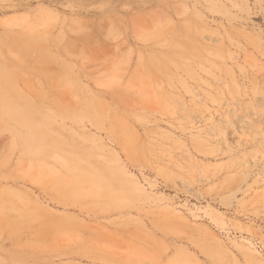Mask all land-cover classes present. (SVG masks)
<instances>
[{"label":"rangeland","instance_id":"374dc122","mask_svg":"<svg viewBox=\"0 0 264 264\" xmlns=\"http://www.w3.org/2000/svg\"><path fill=\"white\" fill-rule=\"evenodd\" d=\"M0 264H264V0H0Z\"/></svg>","mask_w":264,"mask_h":264},{"label":"bare ground","instance_id":"6f19581e","mask_svg":"<svg viewBox=\"0 0 264 264\" xmlns=\"http://www.w3.org/2000/svg\"><path fill=\"white\" fill-rule=\"evenodd\" d=\"M37 109H38V108H37ZM37 109H36V110H37ZM38 110H39V109H38ZM39 113H40V112H39ZM36 114H37V113H36ZM34 129H35V128H34ZM37 130H38V129H37ZM37 133H38V132H37Z\"/></svg>","mask_w":264,"mask_h":264}]
</instances>
